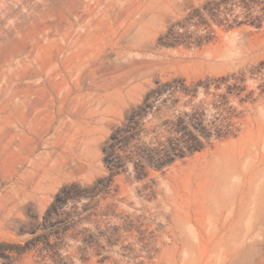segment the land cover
<instances>
[{"label": "rangeland", "instance_id": "374dc122", "mask_svg": "<svg viewBox=\"0 0 264 264\" xmlns=\"http://www.w3.org/2000/svg\"><path fill=\"white\" fill-rule=\"evenodd\" d=\"M0 264H264V0H0Z\"/></svg>", "mask_w": 264, "mask_h": 264}, {"label": "trees", "instance_id": "16d2710c", "mask_svg": "<svg viewBox=\"0 0 264 264\" xmlns=\"http://www.w3.org/2000/svg\"><path fill=\"white\" fill-rule=\"evenodd\" d=\"M195 121L193 124L197 130L204 135L206 142H209L212 137L215 138H222L227 136L229 133L232 132L233 123L231 121V116H224L221 118L220 116H215L214 119L210 122V124L205 125L203 119L201 117V113L196 110L191 116L190 121L186 123L184 129L187 130L189 128L190 123ZM226 121V122H224ZM185 123V118L179 117L177 122H171V128L168 129L169 136L163 142L159 143L161 148L155 147V155L151 156L146 154L145 151L141 150L140 148H136L131 152L133 156L137 158L136 168L138 170H143L146 167V162L154 161L160 167L165 165L166 163L172 162L177 157H184L188 152H194L196 150L202 149L205 146L198 135L194 134L192 130L188 131L189 139H184L185 135L181 137H177L174 135L173 131L174 128L183 125ZM176 130V129H175ZM122 141L117 136L114 137V142L109 146L110 152L107 156V163L113 167H122L123 165V157L121 155H116L117 146ZM116 159V160H114Z\"/></svg>", "mask_w": 264, "mask_h": 264}]
</instances>
